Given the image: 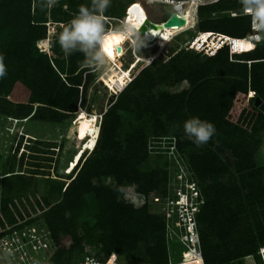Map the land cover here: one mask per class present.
I'll list each match as a JSON object with an SVG mask.
<instances>
[{"label": "trees", "instance_id": "obj_1", "mask_svg": "<svg viewBox=\"0 0 264 264\" xmlns=\"http://www.w3.org/2000/svg\"><path fill=\"white\" fill-rule=\"evenodd\" d=\"M89 3L0 0V53L6 70L0 78V134L12 145L9 156L0 154V239L40 224L51 231L56 248L47 264H79L86 250L105 261L116 256L178 264L187 249L176 237L169 239L166 217L157 214L150 199L155 192L167 197L168 164L150 170L147 166L150 139L157 144L165 139L164 154L173 149L176 161L188 170L184 181L195 183L204 200L196 215L203 262L190 253L187 264H242L252 257L260 261L264 165L259 166L256 157L264 145V113L255 101L264 103V41L250 49L240 46L255 43L250 40V18L240 16V0L198 8L199 34L240 40L234 48L226 43L210 55L186 46L165 64L145 67L100 112L94 147L65 140L55 160V178L48 172L40 180V162L24 172L20 147L32 139L22 133L23 126H64L79 108L89 111L88 93L100 73L85 65L82 53L66 56L56 43L79 6ZM120 3L112 0L106 18L124 16L127 5ZM43 42L49 43V53L40 51ZM178 86L182 89L176 93H156L159 87ZM190 117L216 128L201 147L184 135L183 123ZM44 146L51 147L37 140L30 148L33 162L52 161L37 156L55 155L56 150L48 153ZM106 179L113 184H104ZM126 188L146 202L129 203Z\"/></svg>", "mask_w": 264, "mask_h": 264}, {"label": "rangeland", "instance_id": "obj_2", "mask_svg": "<svg viewBox=\"0 0 264 264\" xmlns=\"http://www.w3.org/2000/svg\"><path fill=\"white\" fill-rule=\"evenodd\" d=\"M56 1V0H54ZM123 3L126 4L127 8L124 16L121 19H108L110 21V25L112 28L118 26L123 21H128L130 24H136L137 28L140 29L141 26L147 21L150 20L153 23H160L165 21L169 15L173 14V7L170 5L157 4L153 6L145 5L143 2L135 1V0H122ZM132 2V3H131ZM117 2L116 4H118ZM136 7L135 13H132V8ZM185 9L184 6H181L178 11H182ZM137 12V13H136ZM196 15L198 17V13L196 10ZM141 17V18H140ZM144 20V21H142ZM199 20V18H198ZM142 24V25H141ZM198 24V21H197ZM141 25V26H140ZM135 26V25H134ZM55 31V30H54ZM53 31V32H54ZM163 38L166 35L161 36ZM167 39V37H166ZM168 40V39H167ZM200 41H203V37L199 34L197 25L193 29H189L188 31L176 35L173 39L169 40V42L161 41L156 45L149 47L147 43L145 47H143L140 51H135L128 47L127 44L124 45V53L123 55L116 56L114 58V62L112 63L109 70L100 74L96 78V80L91 85V88L88 93V108L89 111L85 109H80L71 116L68 121L64 124V126H57L55 128L48 127L42 124H28L21 128L22 133L28 132V138L31 137V141L23 142L21 145L20 153L25 154V167L24 172L27 174L28 170H32V164L35 162H40L42 164L40 180L43 175L46 176L48 174L55 178V160L57 155L59 154V146L63 141L71 140L73 143L79 146H92L94 147L99 127L101 115L100 112L102 110H106L108 107L109 100L114 96L120 94L123 91L125 86H127L130 82L129 79H133L138 73L144 69L145 67L150 66L151 64L154 67H159L165 64L171 56H173L180 48L188 46L190 49L201 50ZM40 51L44 53H49L50 45L47 43L40 44ZM164 46V47H163ZM163 48V49H162ZM162 50V51H161ZM139 58V59H136ZM151 61L149 63L148 61ZM134 64V65H133ZM133 65V66H132ZM114 69V70H113ZM108 75V76H107ZM182 86H178L176 88H165L159 87L156 90V93L160 91H169L172 93H176L181 91ZM44 126V127H40ZM14 130V128H13ZM13 139V137H10ZM40 140L45 142L46 144H50L51 147H43V150L48 151V153L56 150L55 155H37L40 158H52V161L40 160L34 161L31 160L30 148L34 145L35 141ZM154 139H150L149 146V161H148V170L155 169L156 167L164 168L166 164H168V172H169V181L167 184V197L163 198V196L159 192H155L150 196V199L155 202L153 208L157 212V214H167L163 210V208L171 211V206L177 205V192L176 190L185 185V177L188 176V170L184 166V164L176 161L173 156V149L170 150V153L164 154V150L167 148L166 140L163 139L161 144L154 143ZM11 144L8 143V139L6 137L1 136L0 134V154L9 156L11 152ZM29 150V151H28ZM32 151V150H31ZM26 152V153H25ZM158 152H161V158H158L160 155ZM19 155V154H18ZM175 155H177L175 153ZM257 164L259 166L264 165V145L262 146L261 151L256 157ZM29 162V164L27 163ZM32 165V166H31ZM185 175V176H184ZM191 176V174H190ZM106 185H112L113 179H106L104 181ZM126 199L129 203L134 204L135 206L143 205L146 200L142 195L136 194L133 188H126L125 190ZM30 196V194L28 195ZM170 207H167L168 205ZM30 207V206H29ZM175 207V206H174ZM164 211V212H163ZM31 215L38 217L40 214L38 212H31ZM42 221V220H41ZM87 221L90 225L94 222L91 219H82L81 223ZM174 225V223H173ZM172 237L169 236V239ZM185 250V246L182 245ZM182 249V250H183ZM75 257V256H74ZM73 257V258H74ZM180 260L178 264H182L184 261V256ZM175 263V261H174ZM110 264H146L145 262L131 261L126 258L121 257H112L110 259ZM242 264H261L258 258L255 257L245 259Z\"/></svg>", "mask_w": 264, "mask_h": 264}, {"label": "clouds", "instance_id": "obj_3", "mask_svg": "<svg viewBox=\"0 0 264 264\" xmlns=\"http://www.w3.org/2000/svg\"><path fill=\"white\" fill-rule=\"evenodd\" d=\"M49 2L52 3L54 0ZM111 2L112 0H90L87 5L81 4L77 13L56 36V43L66 56L76 52L82 53L85 65L100 74L109 70L116 56L123 55L125 44L135 51H140L146 46L148 38L147 33L141 35L140 30L128 21H123L114 28H107L105 13ZM240 2L243 11L252 17V28L257 34L252 35L250 40L255 42L252 45L255 46L264 40V0H240ZM148 62L151 63L150 60ZM5 75L3 54L0 53V78ZM183 131L196 147H201L214 137L216 128L210 121L190 117L183 123ZM181 188L186 196L182 198L186 205L191 199L190 192L185 189V185ZM195 201L198 209L201 210L203 204L199 203L200 198ZM199 212H195V216ZM86 264H96V261L88 259Z\"/></svg>", "mask_w": 264, "mask_h": 264}, {"label": "built area", "instance_id": "obj_4", "mask_svg": "<svg viewBox=\"0 0 264 264\" xmlns=\"http://www.w3.org/2000/svg\"><path fill=\"white\" fill-rule=\"evenodd\" d=\"M143 2L145 5L153 6L157 4L170 5L174 9V4L188 3L190 1L197 2L198 8L210 4H215L220 0H135ZM176 13V12H173ZM231 16H238L235 13H231ZM240 16H246L250 18L251 30L257 34L252 28V17L250 14L242 11ZM106 19L111 29L110 21ZM163 24V23H162ZM54 28L49 26V33H53ZM203 41L198 44L201 46V50L204 53L213 55L224 44H229L230 49L234 48L240 40L231 39L220 35H202ZM264 41V40H262ZM136 59H139L136 57ZM134 65V64H133ZM132 65V66H133ZM133 79H129L131 82ZM174 156V154H173ZM178 163V162H177ZM185 176V175H184ZM182 187V186H181ZM179 187L176 192L178 196L177 205L171 206V211L163 208L167 214L163 213L167 222V235L168 237L177 238L179 242L184 245L187 251L183 254L185 257L193 253L194 257L199 258L203 262L202 253L200 249V241L197 232V222L195 212L200 211L197 207L196 199L200 198L199 203L204 204L203 198H201L195 183L185 181V189L189 190L191 199L184 205L182 198H186L184 191ZM195 199V200H194ZM168 205V204H167ZM167 207H170L168 205ZM193 209V210H192ZM163 211V212H164ZM174 223V225H173ZM177 228L179 233L176 231ZM55 246L53 244V238L51 231L43 225L32 224L27 225L19 230H15L0 239V264H47L55 254ZM260 263L264 264V246L259 249ZM88 259H94L96 264H110V260L105 261L101 257L91 255L89 250H86V255L81 259L79 264H86ZM204 264V263H203Z\"/></svg>", "mask_w": 264, "mask_h": 264}, {"label": "bare ground", "instance_id": "obj_5", "mask_svg": "<svg viewBox=\"0 0 264 264\" xmlns=\"http://www.w3.org/2000/svg\"><path fill=\"white\" fill-rule=\"evenodd\" d=\"M205 0H202L201 2H204ZM197 2L196 1H190L188 3H178L174 4L173 11L176 12V14L185 21V23L182 26H174V27H167L164 23L163 24H157V28H152L147 31L148 38L147 43L149 44V47L156 45L158 42L165 41L169 42V40L173 39L176 35L182 34L189 29H193L197 25L198 17L196 15L197 10ZM181 6H184L185 9L182 11H178ZM136 7L132 8V13H135ZM137 13V12H136ZM141 18V17H140ZM144 21V20H142ZM136 26V24L134 23ZM142 25V24H141ZM140 25V26H141ZM137 27V26H136ZM163 35H166L165 38L161 37ZM151 45V46H150ZM164 47V46H163ZM163 49V48H162ZM162 51V50H161ZM184 203V200H183ZM199 259V258H198ZM187 260L185 257V260L182 262V264H187Z\"/></svg>", "mask_w": 264, "mask_h": 264}, {"label": "water", "instance_id": "obj_6", "mask_svg": "<svg viewBox=\"0 0 264 264\" xmlns=\"http://www.w3.org/2000/svg\"><path fill=\"white\" fill-rule=\"evenodd\" d=\"M185 23V21L183 19H181L176 13H173L170 18H168L164 24L167 27H174L176 25L178 26H182ZM158 25L156 23L151 22L150 20H147L139 29L141 32V35H144L145 33H147V31L149 29L152 28H157ZM255 106L257 108H259L263 113H264V103L262 102L261 99L257 98L255 101Z\"/></svg>", "mask_w": 264, "mask_h": 264}, {"label": "snow or ice", "instance_id": "obj_7", "mask_svg": "<svg viewBox=\"0 0 264 264\" xmlns=\"http://www.w3.org/2000/svg\"><path fill=\"white\" fill-rule=\"evenodd\" d=\"M241 47H246V48H248V49H250L251 47H252V45L249 43V44H246V45H244V44H241L240 45Z\"/></svg>", "mask_w": 264, "mask_h": 264}]
</instances>
